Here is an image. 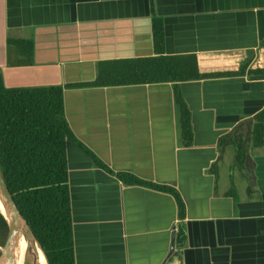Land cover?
I'll return each mask as SVG.
<instances>
[{"label":"crops","instance_id":"0c3cea01","mask_svg":"<svg viewBox=\"0 0 264 264\" xmlns=\"http://www.w3.org/2000/svg\"><path fill=\"white\" fill-rule=\"evenodd\" d=\"M155 8L167 55L249 51L264 68V0H155ZM150 9V0H0L5 86H63L81 143L114 172L175 188L185 203V244L175 237L171 251L181 222L175 198L125 185L68 142L76 264H264V147L250 134L264 109V75L181 83L190 147L173 84L87 86L102 62L155 55ZM8 39L33 42L31 64L15 65ZM243 129L239 163L223 139Z\"/></svg>","mask_w":264,"mask_h":264},{"label":"trees","instance_id":"16d2710c","mask_svg":"<svg viewBox=\"0 0 264 264\" xmlns=\"http://www.w3.org/2000/svg\"><path fill=\"white\" fill-rule=\"evenodd\" d=\"M153 23L152 57L102 62L90 87L173 84L181 110V128L185 147L193 145L191 112L180 92V84L191 81L264 75L255 67L253 52L244 51L229 57L187 54L167 55L164 22L157 15L155 0H150ZM20 58L15 65H29L33 54L31 40L8 39ZM82 85H69L78 87ZM63 86L8 88L0 69V171L20 212L43 247L49 264H76L73 234L67 143H75L96 167L114 175L125 185H137L172 195L178 205L176 245L182 248L186 233L183 221L185 203L175 188L139 179L127 172H114L72 132L65 115ZM251 144L264 147V109L250 120ZM246 129L225 142L236 148L237 159L245 155ZM239 133H242L239 135ZM241 136V137H240ZM8 226L0 213V246L4 247ZM19 247V248H18ZM14 264H32L18 241Z\"/></svg>","mask_w":264,"mask_h":264},{"label":"water","instance_id":"95a60500","mask_svg":"<svg viewBox=\"0 0 264 264\" xmlns=\"http://www.w3.org/2000/svg\"><path fill=\"white\" fill-rule=\"evenodd\" d=\"M0 200L5 208V212H2L0 210V213L4 216L8 226V237L4 247H2V251L0 255V264H14L15 249L17 247L18 241L20 240L23 234L34 245H38V247L43 252L47 260V264H49V261L43 250V247L37 240L27 220L24 218L23 214L20 212L17 204L15 203L13 195L11 194L10 189L1 171H0ZM175 237H176V232H173L171 251H173L174 249ZM30 251H31V256H33V249H31ZM34 260L35 259H33L32 262Z\"/></svg>","mask_w":264,"mask_h":264},{"label":"bare ground","instance_id":"6f19581e","mask_svg":"<svg viewBox=\"0 0 264 264\" xmlns=\"http://www.w3.org/2000/svg\"><path fill=\"white\" fill-rule=\"evenodd\" d=\"M0 210L2 212H5V208L1 200H0ZM19 241L21 242L22 246L27 252L32 264H47V260L43 252L38 247V245H34L32 242H30L29 239L24 234L21 236ZM31 249H33V256H31V251H30ZM32 257L33 259H35L33 262H32L33 260Z\"/></svg>","mask_w":264,"mask_h":264},{"label":"rangeland","instance_id":"374dc122","mask_svg":"<svg viewBox=\"0 0 264 264\" xmlns=\"http://www.w3.org/2000/svg\"><path fill=\"white\" fill-rule=\"evenodd\" d=\"M2 247L0 246V255H1Z\"/></svg>","mask_w":264,"mask_h":264}]
</instances>
